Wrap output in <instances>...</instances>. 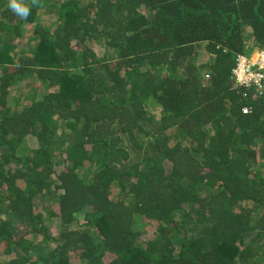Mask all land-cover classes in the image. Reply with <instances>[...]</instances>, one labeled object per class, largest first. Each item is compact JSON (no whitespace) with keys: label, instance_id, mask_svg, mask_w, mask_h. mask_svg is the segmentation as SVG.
I'll use <instances>...</instances> for the list:
<instances>
[{"label":"trees","instance_id":"16d2710c","mask_svg":"<svg viewBox=\"0 0 264 264\" xmlns=\"http://www.w3.org/2000/svg\"><path fill=\"white\" fill-rule=\"evenodd\" d=\"M25 3L0 0V264H264V88L232 77L264 0Z\"/></svg>","mask_w":264,"mask_h":264},{"label":"built area","instance_id":"2783aa9c","mask_svg":"<svg viewBox=\"0 0 264 264\" xmlns=\"http://www.w3.org/2000/svg\"><path fill=\"white\" fill-rule=\"evenodd\" d=\"M232 77L238 85L254 87L259 93L264 88V45L255 55L237 54L232 68ZM246 112V109H243Z\"/></svg>","mask_w":264,"mask_h":264},{"label":"rangeland","instance_id":"374dc122","mask_svg":"<svg viewBox=\"0 0 264 264\" xmlns=\"http://www.w3.org/2000/svg\"><path fill=\"white\" fill-rule=\"evenodd\" d=\"M38 16H39V19L41 20V22H43L44 24L47 23L50 19H52L46 13V11L44 9L40 11V13H39ZM28 34H31L30 29L27 31V33L25 35H28ZM21 42H22L21 47L23 48V50L26 51L27 50V41H26V39H21ZM249 46H253V43L250 42L249 43ZM94 48H95V50H96V52H97L98 55H101L102 54V52H103V45L102 44H95L94 45ZM254 49H256V48H254ZM109 53L112 56H114L115 53H116V51L113 50V49H110ZM30 84H31L30 86L32 88L36 83L32 80L30 82ZM36 87H37V85H36ZM26 89H27L26 86H22L21 87V92L24 93L26 91ZM28 91H29V93H31L32 90L29 89ZM168 165H169V163H166V166H168ZM113 191H114V189H113ZM47 226H48V230H49L50 234L53 235L54 237H58L59 232L61 230V226H59V222H57L56 219L55 220L54 219L52 220V218H51L50 220L47 221ZM70 264H83V262L81 260H79V258L72 257V259L70 260Z\"/></svg>","mask_w":264,"mask_h":264},{"label":"clouds","instance_id":"9594fccd","mask_svg":"<svg viewBox=\"0 0 264 264\" xmlns=\"http://www.w3.org/2000/svg\"><path fill=\"white\" fill-rule=\"evenodd\" d=\"M33 4H37L38 0H32ZM9 8L12 10L14 14L19 16L21 19H27L29 12H30V7L25 3V0H9ZM259 48L253 49L251 53H249L247 56L250 55H255L256 51ZM207 78V75H205Z\"/></svg>","mask_w":264,"mask_h":264}]
</instances>
